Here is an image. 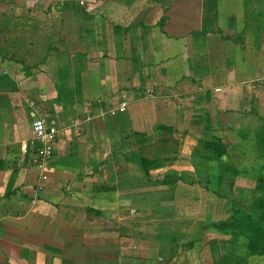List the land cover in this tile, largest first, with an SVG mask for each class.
Wrapping results in <instances>:
<instances>
[{
    "label": "crops",
    "instance_id": "obj_1",
    "mask_svg": "<svg viewBox=\"0 0 264 264\" xmlns=\"http://www.w3.org/2000/svg\"><path fill=\"white\" fill-rule=\"evenodd\" d=\"M262 79L264 0H0V264H259L209 228L239 181L203 158L264 136ZM34 118L59 131L41 192Z\"/></svg>",
    "mask_w": 264,
    "mask_h": 264
},
{
    "label": "trees",
    "instance_id": "obj_2",
    "mask_svg": "<svg viewBox=\"0 0 264 264\" xmlns=\"http://www.w3.org/2000/svg\"><path fill=\"white\" fill-rule=\"evenodd\" d=\"M254 134H256L254 140H249L250 137L246 136V138H243L229 151L226 150V146L221 141L212 137L204 143L208 156L203 159H206L207 161L215 160L218 162H222L223 159H229L230 163L231 161L233 163V167H231L233 168V171L230 172V174L231 176H234L236 173L241 172L238 168L239 165H235V162L241 163L243 161L240 159L241 157L253 155L257 158L264 159V136L257 133ZM252 145L254 146L252 147ZM260 146L262 147V151L259 149ZM249 148H252L251 151L254 154H249ZM228 152H230V155H228ZM138 165L144 175L148 174V169L157 167L155 161L143 158H139ZM239 167H241V165ZM245 170H247L250 176L252 175L255 179L253 188L255 195L252 199L251 208L247 210L243 208H233L232 214L229 217L217 223H213L209 228L233 237L242 238V235H250L247 243V252L242 255L246 256L245 258H247L248 262H258V258L261 259L262 256L264 257V167L260 166L259 168L254 169L250 168V166H246L243 168V171ZM227 174L230 175L229 173ZM171 175L173 176L175 174ZM175 177L177 178L175 180L176 182H183L182 178L180 180V176L176 175ZM260 229H262V232ZM229 263L231 262L228 261L223 264ZM262 264H264V262Z\"/></svg>",
    "mask_w": 264,
    "mask_h": 264
},
{
    "label": "rangeland",
    "instance_id": "obj_3",
    "mask_svg": "<svg viewBox=\"0 0 264 264\" xmlns=\"http://www.w3.org/2000/svg\"><path fill=\"white\" fill-rule=\"evenodd\" d=\"M154 96H155L154 91H149L148 90L146 92V97L147 98H153ZM259 149H260V151H262V147L261 146L259 147ZM243 157H245V156H243ZM243 157L240 158V159L243 160L241 163H239V166L241 165V167H239L237 165L238 168L241 170V172L236 173V175L233 176V177H235V179L236 178L238 179L239 183H238L237 187H233V188L229 189V191H231V192H228V190L224 191L222 189L216 188L211 183L212 187L216 190L215 193L217 195L220 196L221 195V191L225 192L226 195L231 196L233 198V199H230V200H233L235 202V203L233 202V204L229 205L228 202L225 201L224 206L222 207L223 215L221 217H219L220 218L219 221H222V220L226 219L227 217H229L232 214L233 208H237V209L238 208H243L245 210L251 208L252 199H253V197L255 195V193L253 192L254 191L253 188H254V184H255V179H254V177L252 175L250 176V174H249V172L247 170L243 171V168L246 167V166L247 167L250 166V168H254V169L259 168L260 166L264 167V159L257 158V157H255L253 155L252 156H246L245 158H243ZM211 175H218V176H222V177L224 175L231 176V174L228 175L226 172L220 173V174H216V173L209 174V176H211ZM204 180H201V183L204 182ZM207 183H209V181ZM185 190H188V189L186 188ZM211 190L213 191L212 188H211ZM184 195H185L186 198L187 197H192V204L195 203V204H193V206H191L189 208V211L186 213L187 215H185V217L196 218L197 219V217H199L200 213H204L205 216H206L207 211H208V208H207L208 207V205H207L208 202H206V201H208V199H207L208 196H207V191L204 188H201V187L200 188H196L192 192H188V193H186ZM200 203L202 204V206L198 209L196 204H200ZM178 207H179V210L181 212H184V213L186 212L185 211V206L183 204L178 206ZM167 215H168V213H167ZM201 225H202V221H199L197 219L196 223L191 221V223L188 224V228H190V227H193V228L194 227H199ZM262 228H263V225H262ZM260 231L262 232V229H260ZM242 236H243L242 238H239V237H233V236H229L228 235V237H231L232 241L234 242V245H235V247L237 249V252H239L241 255L243 253L247 252V243H248V238H249L250 235H242ZM147 239L148 240H144L145 241L144 245L146 247L152 246L153 249H156V250H158V249L160 250L161 249L159 246H154V245H156L158 243L157 241H154V239H152L150 237H147ZM148 251H150V250H148ZM263 258H264L263 256L261 257V259L258 258V260L260 261V262L258 261L259 264H262L264 262Z\"/></svg>",
    "mask_w": 264,
    "mask_h": 264
},
{
    "label": "built area",
    "instance_id": "obj_4",
    "mask_svg": "<svg viewBox=\"0 0 264 264\" xmlns=\"http://www.w3.org/2000/svg\"><path fill=\"white\" fill-rule=\"evenodd\" d=\"M264 85V79L260 81ZM150 97V96H149ZM126 102H122L118 107L107 111L100 110L99 114L114 116L117 113L126 111ZM31 130L34 138L40 143L36 151L35 168L38 171L37 191L41 192L47 181L46 170L49 167L50 160L54 152V144L58 138L59 131L54 123L44 118H34L31 124Z\"/></svg>",
    "mask_w": 264,
    "mask_h": 264
}]
</instances>
